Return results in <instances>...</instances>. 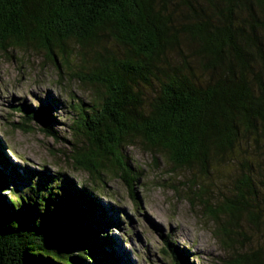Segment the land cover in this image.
I'll return each mask as SVG.
<instances>
[{"label": "trees", "instance_id": "16d2710c", "mask_svg": "<svg viewBox=\"0 0 264 264\" xmlns=\"http://www.w3.org/2000/svg\"><path fill=\"white\" fill-rule=\"evenodd\" d=\"M68 41L84 63L94 52L81 78L98 86L95 102L71 126L86 142L71 143L68 156L99 179L91 186L120 174L134 187L124 151L137 147L165 159L171 174L188 173L225 250L241 219L264 229V0H0L2 44L44 49L53 61L59 49L67 64ZM21 112L59 138L47 109ZM229 168L219 178L229 195L210 204L209 186ZM14 183L31 189L11 194ZM100 207L64 174L0 167V264H121ZM168 246L174 264H195L188 250ZM251 253L226 264H264Z\"/></svg>", "mask_w": 264, "mask_h": 264}, {"label": "rangeland", "instance_id": "374dc122", "mask_svg": "<svg viewBox=\"0 0 264 264\" xmlns=\"http://www.w3.org/2000/svg\"><path fill=\"white\" fill-rule=\"evenodd\" d=\"M65 45L71 51L67 64L59 49H55L57 61H53L44 49L10 47L0 42V167L7 174L14 169L33 176L45 172L52 180L64 174L75 184H85L107 213V232L121 264H174L168 243L188 250L195 264H226L251 252L264 254V229L255 228L246 219L233 228V247L225 250L215 237V224L205 205L189 191L188 173L178 170L171 174L165 159L155 162L151 153L137 147L124 151L137 177L134 187H129L120 174H108L107 183L91 186L99 179L76 168L68 156L71 143L86 142L85 138L76 139L71 126L79 112L89 111L95 102L98 86L81 78H89L94 52L87 50L84 63L74 41ZM107 46L117 51L113 42ZM22 107L28 111L47 109L54 116L53 128L59 138L47 137L40 126L29 123ZM21 126L29 129L24 131ZM228 172L230 168L213 179L214 185L206 184L210 185L206 198L210 204L229 195V180H219ZM15 185L10 187L11 194L16 189L21 193L31 189L30 185L19 189Z\"/></svg>", "mask_w": 264, "mask_h": 264}]
</instances>
